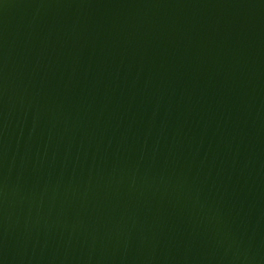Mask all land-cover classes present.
Segmentation results:
<instances>
[{"label": "water", "instance_id": "1", "mask_svg": "<svg viewBox=\"0 0 264 264\" xmlns=\"http://www.w3.org/2000/svg\"><path fill=\"white\" fill-rule=\"evenodd\" d=\"M0 264H264V0H0Z\"/></svg>", "mask_w": 264, "mask_h": 264}]
</instances>
